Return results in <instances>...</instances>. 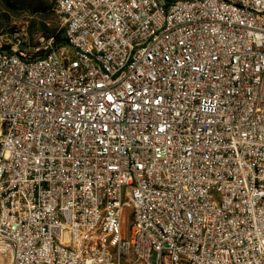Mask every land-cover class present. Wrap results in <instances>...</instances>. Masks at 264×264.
Returning a JSON list of instances; mask_svg holds the SVG:
<instances>
[{
  "label": "built area",
  "instance_id": "obj_1",
  "mask_svg": "<svg viewBox=\"0 0 264 264\" xmlns=\"http://www.w3.org/2000/svg\"><path fill=\"white\" fill-rule=\"evenodd\" d=\"M49 1L66 44H0V252L264 264V0Z\"/></svg>",
  "mask_w": 264,
  "mask_h": 264
},
{
  "label": "rangeland",
  "instance_id": "obj_2",
  "mask_svg": "<svg viewBox=\"0 0 264 264\" xmlns=\"http://www.w3.org/2000/svg\"><path fill=\"white\" fill-rule=\"evenodd\" d=\"M0 0V44L19 36L25 48L43 53L52 35L63 29L60 17L49 0ZM41 8L42 11H35ZM64 34V33H63ZM64 36V35H63ZM9 251L0 252V264H10ZM133 264H147L137 260Z\"/></svg>",
  "mask_w": 264,
  "mask_h": 264
},
{
  "label": "trees",
  "instance_id": "obj_3",
  "mask_svg": "<svg viewBox=\"0 0 264 264\" xmlns=\"http://www.w3.org/2000/svg\"><path fill=\"white\" fill-rule=\"evenodd\" d=\"M5 1L9 2L8 0H5ZM52 6H53V4H52ZM35 11H42V9L41 8H36ZM63 33H64V28L60 32L52 35L53 44L55 46H60V45L66 44V38H65V36H63L64 35ZM21 42H22V40H21Z\"/></svg>",
  "mask_w": 264,
  "mask_h": 264
},
{
  "label": "snow or ice",
  "instance_id": "obj_4",
  "mask_svg": "<svg viewBox=\"0 0 264 264\" xmlns=\"http://www.w3.org/2000/svg\"><path fill=\"white\" fill-rule=\"evenodd\" d=\"M111 99V98H110Z\"/></svg>",
  "mask_w": 264,
  "mask_h": 264
}]
</instances>
